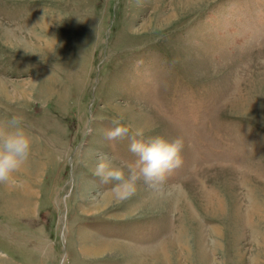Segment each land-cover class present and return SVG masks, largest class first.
I'll return each mask as SVG.
<instances>
[{"label": "rangeland", "instance_id": "rangeland-1", "mask_svg": "<svg viewBox=\"0 0 264 264\" xmlns=\"http://www.w3.org/2000/svg\"><path fill=\"white\" fill-rule=\"evenodd\" d=\"M1 89L33 145L0 264H264V0H0ZM118 111L184 148L116 205L93 172L136 160Z\"/></svg>", "mask_w": 264, "mask_h": 264}, {"label": "clouds", "instance_id": "clouds-1", "mask_svg": "<svg viewBox=\"0 0 264 264\" xmlns=\"http://www.w3.org/2000/svg\"><path fill=\"white\" fill-rule=\"evenodd\" d=\"M118 111L105 132L108 141L130 140L129 151L136 156L134 163L118 160L107 153L97 155L93 174L101 183H111V204H122L134 197L141 183L150 189L161 188L167 177L183 164L184 141L169 140L161 135H149V129L124 123ZM90 121V125H91ZM22 116L0 123V185L15 184L16 174L26 165L31 154L33 138L25 130ZM8 259L7 254H2Z\"/></svg>", "mask_w": 264, "mask_h": 264}, {"label": "bare ground", "instance_id": "bare-ground-1", "mask_svg": "<svg viewBox=\"0 0 264 264\" xmlns=\"http://www.w3.org/2000/svg\"><path fill=\"white\" fill-rule=\"evenodd\" d=\"M0 92H4V91L1 89ZM5 93H6V92H5ZM9 188H10V185H9ZM23 189L26 191L25 188H23ZM91 247H92V246H91ZM103 247H106L105 244L103 245ZM93 248H95V247H93Z\"/></svg>", "mask_w": 264, "mask_h": 264}]
</instances>
